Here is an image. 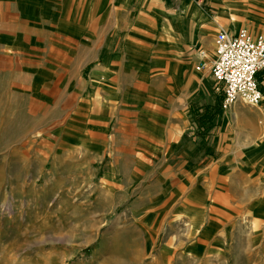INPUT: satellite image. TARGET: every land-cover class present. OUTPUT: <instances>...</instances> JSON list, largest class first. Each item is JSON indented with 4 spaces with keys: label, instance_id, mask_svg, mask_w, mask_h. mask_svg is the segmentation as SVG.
Instances as JSON below:
<instances>
[{
    "label": "crops",
    "instance_id": "crops-1",
    "mask_svg": "<svg viewBox=\"0 0 264 264\" xmlns=\"http://www.w3.org/2000/svg\"><path fill=\"white\" fill-rule=\"evenodd\" d=\"M202 1L211 15L198 0H142L135 16L128 0H0V57L9 58L0 60V128H55L50 145L106 159L99 195L125 203L104 225L119 238L111 264H264V187L254 195L248 183L264 171V68L254 109L237 99L191 128L188 108L208 83L205 67L195 69L201 49L211 59L216 29L237 30L254 8L264 20V0ZM202 147L229 166L200 170Z\"/></svg>",
    "mask_w": 264,
    "mask_h": 264
},
{
    "label": "rangeland",
    "instance_id": "rangeland-1",
    "mask_svg": "<svg viewBox=\"0 0 264 264\" xmlns=\"http://www.w3.org/2000/svg\"><path fill=\"white\" fill-rule=\"evenodd\" d=\"M128 1L131 4L128 12H133L131 16H135L142 0ZM198 1L211 15L208 4ZM212 6L215 10L221 7L219 3ZM196 7L199 9L197 5ZM0 8L3 11V6L0 5ZM255 15L260 17L256 8L253 9L251 17L243 19L238 27L246 28L252 35L264 36V20L259 21ZM108 25L110 22L105 21L104 26L109 27ZM119 25L122 26V22L119 21ZM90 27L96 28L95 22L89 20V29ZM111 39L116 41L115 37H104V43ZM93 40L94 36L89 37L88 44H93ZM116 45L120 49L122 44L118 40ZM212 48L211 58L214 57L213 42ZM201 51L208 53L205 49ZM0 58L2 61L9 59ZM10 59L14 60V57ZM101 59L100 54L95 55L88 66L83 68V76L86 77L90 66ZM204 60L208 64L210 59L205 57ZM203 70L205 73L202 77L208 83L204 87L198 86L194 101L188 102L191 128H205L213 115L222 109L221 88L214 82L206 66ZM257 74L256 79L259 82ZM117 76L120 80L135 85L137 77L128 70L122 69ZM88 89L89 95L98 91L94 85H89ZM48 103L54 105L50 108L53 112L61 102ZM72 103L74 108L75 100ZM243 103L247 107L255 108ZM221 124V120L218 123L214 121V125ZM227 124L230 128L235 125L232 118ZM25 129L0 128V264H111L113 252L115 255L118 253L119 238L114 241L112 233L117 229H108L104 225H109L112 218L120 216L125 203L113 206L111 197L99 195L102 192L99 175L106 159L100 162L89 151L50 145L47 138L55 128H39L38 132L34 131L32 135L37 136L35 145L32 143L31 133H25ZM26 141L29 142V147H26ZM232 151L235 149L232 148ZM242 151L244 149L239 148L235 152ZM195 155L201 157L197 164L200 170L212 167L215 170L211 171L221 172L229 166L218 168L217 162L215 163L217 154L210 153L205 156L203 147L195 150ZM240 168L245 170L248 166ZM248 183L249 193L256 195L259 188L264 187V171L262 175H257L256 181L249 180ZM234 193L238 195L239 191ZM254 203L257 206L259 202ZM106 207L110 211L103 212ZM248 215L247 219L255 221L256 218L251 217V213Z\"/></svg>",
    "mask_w": 264,
    "mask_h": 264
},
{
    "label": "built area",
    "instance_id": "built-area-1",
    "mask_svg": "<svg viewBox=\"0 0 264 264\" xmlns=\"http://www.w3.org/2000/svg\"><path fill=\"white\" fill-rule=\"evenodd\" d=\"M213 46L214 57L207 64L203 51H200L195 69L206 66L214 82L220 86V107L227 108L237 99L257 104L262 98L256 74L264 67V36L252 35L244 27L233 32L219 28Z\"/></svg>",
    "mask_w": 264,
    "mask_h": 264
}]
</instances>
